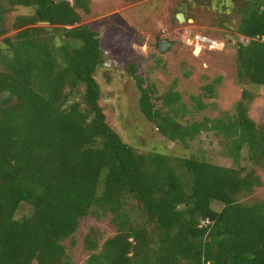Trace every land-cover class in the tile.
Listing matches in <instances>:
<instances>
[{
	"label": "trees",
	"instance_id": "16d2710c",
	"mask_svg": "<svg viewBox=\"0 0 264 264\" xmlns=\"http://www.w3.org/2000/svg\"><path fill=\"white\" fill-rule=\"evenodd\" d=\"M17 7L33 11L4 37ZM239 9L248 42L237 49L234 116L187 120L179 92L154 97L136 63L129 72L141 111L170 141L190 148L215 132L237 162L246 149L252 168L144 153L123 140L101 105L107 57L83 23L91 0H0V264H71L65 241L76 245L89 215H110L116 233L102 243L91 227L84 264H264V199L247 200L264 185V122L250 115V88L264 87V0H240Z\"/></svg>",
	"mask_w": 264,
	"mask_h": 264
},
{
	"label": "rangeland",
	"instance_id": "374dc122",
	"mask_svg": "<svg viewBox=\"0 0 264 264\" xmlns=\"http://www.w3.org/2000/svg\"><path fill=\"white\" fill-rule=\"evenodd\" d=\"M239 1L91 0V13L83 14V23L98 31L107 57L97 72L103 90L101 105L110 125L125 142L144 153L155 151L184 157L196 154L222 166L253 167L246 149L240 162L227 155L224 137L215 132H203L190 148L170 141L141 111V91L129 72V65L136 63L146 85L154 87V97L172 88L179 92L188 109L187 120L234 116L243 92V86L237 81V49L239 43L248 42L237 32L242 18ZM32 11L23 7L13 9L7 17L11 29L4 37L17 32L12 28L17 15ZM179 13L185 14L184 22L178 19ZM40 26L50 25L42 23ZM197 34L220 42V47L197 51L196 44H192ZM2 38L0 46L7 48ZM163 39L173 42L171 49L164 53L160 50ZM209 84H215L213 91L206 90ZM250 89L257 96L250 115L263 123L264 87ZM258 173L264 182V168H258ZM260 199H264V185L247 198L250 202ZM214 207L219 210L222 206L215 203ZM26 211L24 208L22 212ZM93 226L99 229L102 243L116 233L110 215L104 219L95 215L83 218L76 245L71 239L65 241L73 260L71 264H84L88 259L90 252L85 248L84 237Z\"/></svg>",
	"mask_w": 264,
	"mask_h": 264
},
{
	"label": "built area",
	"instance_id": "2783aa9c",
	"mask_svg": "<svg viewBox=\"0 0 264 264\" xmlns=\"http://www.w3.org/2000/svg\"><path fill=\"white\" fill-rule=\"evenodd\" d=\"M191 41V40H190ZM194 41V42H193ZM193 41L192 44L195 43L196 44V48L200 49V51H202L203 48L205 47H209L211 49L214 48H219L220 47V42L205 36V35H201V34H197L193 37Z\"/></svg>",
	"mask_w": 264,
	"mask_h": 264
},
{
	"label": "water",
	"instance_id": "95a60500",
	"mask_svg": "<svg viewBox=\"0 0 264 264\" xmlns=\"http://www.w3.org/2000/svg\"><path fill=\"white\" fill-rule=\"evenodd\" d=\"M178 19L181 21V22H184L186 20V16L184 13H179L178 14ZM173 46V42L168 40V39H163L161 41V47H160V50L162 53L166 52L167 50H170L171 47ZM79 93V91H78Z\"/></svg>",
	"mask_w": 264,
	"mask_h": 264
},
{
	"label": "bare ground",
	"instance_id": "6f19581e",
	"mask_svg": "<svg viewBox=\"0 0 264 264\" xmlns=\"http://www.w3.org/2000/svg\"><path fill=\"white\" fill-rule=\"evenodd\" d=\"M197 51H199V52H200V49L198 48V49H197Z\"/></svg>",
	"mask_w": 264,
	"mask_h": 264
}]
</instances>
